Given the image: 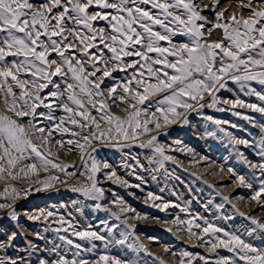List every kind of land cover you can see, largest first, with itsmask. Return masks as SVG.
<instances>
[{
  "label": "snow or ice",
  "instance_id": "snow-or-ice-1",
  "mask_svg": "<svg viewBox=\"0 0 264 264\" xmlns=\"http://www.w3.org/2000/svg\"><path fill=\"white\" fill-rule=\"evenodd\" d=\"M208 7L203 0H0V94L5 112L11 113L0 114V179H29L41 171L53 170L63 173L64 177L51 175L44 180L37 179L34 185L19 191L12 187L10 198L13 201L19 200L21 195L27 198L32 191L42 192L58 183L68 184L69 177H76V171H67L75 169V165L51 158L54 145L59 152L72 153L73 147H65L69 145L79 151L84 169L79 176L88 181L76 183L70 190L84 200L94 201V211L102 210L105 192L98 186L97 174L101 167L109 169L110 165L97 160L93 153L101 146L122 150L129 147L128 141H138L140 148H149L161 157L158 165L163 168L164 162L173 158L165 155L163 146L158 143L162 129L174 124L187 125L189 114L196 112L223 131L220 125L227 122L204 116L202 110L208 107L225 111L217 106L220 103L217 93L222 89L232 91L228 81L236 85L240 93L255 96L260 103H245L236 92H233L234 100L223 103L264 117V0H238L241 15L237 17L232 13L226 19V9L217 10L218 0H211L216 22L210 27L208 17L202 14ZM216 29H221L222 34L211 40ZM93 49L95 51H91ZM116 71L125 73L124 79L106 85L105 78H113L112 73ZM253 83L261 86V90L253 87ZM112 107L125 115L113 114ZM57 109L62 113L58 117ZM92 110L99 115H93ZM232 115L241 116L259 129L258 140L251 144L225 133L232 151L237 152L245 166L259 171V176L253 173L249 178L228 169L242 186L252 188L259 182V190L251 197L252 201H257L264 193V118L257 121L235 111ZM56 134L61 138L55 139ZM65 134L70 136L66 141ZM208 135L215 136V133ZM141 136L146 138L141 140ZM174 143L179 145L181 141ZM237 145L252 147L259 162L245 158L238 152ZM105 176L112 178L115 172H106ZM135 179L140 183L133 185L119 178L117 182L129 188H140L145 183L140 175ZM152 179L155 180V176ZM4 193H9L7 183ZM3 199L7 201L9 196ZM228 199L224 197L225 201ZM157 200L160 203L152 207L161 212L178 206L152 192L147 193L145 203ZM111 202L120 207L122 213L135 212L125 206L123 200ZM104 210L110 219L120 220L116 213ZM0 211H5L15 223V230L0 232V264H139L135 258L108 254L94 260L85 259L84 254L95 253L96 241L101 242L105 252L119 246L137 254H148V248L135 235V225L128 223L150 219L138 213L123 221L124 228L117 235L114 229L118 226H110L107 220L101 219L103 227L99 231L92 230L91 225L80 230L72 221L63 216L57 219L55 213L44 209L34 214L24 213L33 223L45 222L46 225L29 231L19 223V213L13 203H0ZM181 211L186 209L181 208ZM50 218L58 226L47 224ZM154 219L175 225L176 232L171 227L165 231L173 232L177 238L182 226L187 224V229L183 230L187 231L189 239L201 241L196 246L210 245L209 252L216 253V249L223 248L230 253L229 256L216 253V259L211 261L200 256L203 264H264V246L252 242L253 239L264 241V220L244 216L248 224L235 232L205 220L206 226L197 234L192 231L190 220H181L178 216L171 221ZM208 234L211 240H203V235ZM21 236L24 246L16 247L15 242ZM71 237L84 243L75 242ZM37 241L43 242V246ZM9 251H13V255H8ZM164 252H169L167 246ZM177 255L179 264H192L196 259L188 251L172 253L173 257ZM160 264H164L162 259Z\"/></svg>",
  "mask_w": 264,
  "mask_h": 264
},
{
  "label": "rangeland",
  "instance_id": "rangeland-1",
  "mask_svg": "<svg viewBox=\"0 0 264 264\" xmlns=\"http://www.w3.org/2000/svg\"><path fill=\"white\" fill-rule=\"evenodd\" d=\"M203 2L209 4V7L202 14L208 17L210 21L208 26L210 27L211 23L216 22L211 8V0H203ZM237 4L238 0H218L217 10L226 9L225 19L232 13H236L237 17H239L241 12ZM151 11L155 12V10ZM243 14L246 16V11ZM205 34L207 35V33ZM221 34L222 30L216 29L210 39L215 40ZM161 44L163 45V42ZM91 51L95 50L93 49ZM11 59L8 58L9 61ZM124 76L125 73L119 71L113 72V78H105V84L108 86L116 84L122 81ZM228 87L232 91L222 89L217 93L220 100L217 106L225 108V111L218 112L208 107L202 110L204 116H211L215 120L226 121L227 123L220 125L223 131H219L216 125L211 121H205L196 112L189 114V123L187 125L181 126L180 124H174L167 129L161 130L157 137L158 143L163 146L165 155L173 158L165 161L163 168H159L158 165L161 157L153 153L149 148H140L138 141H128L129 147L123 148L122 150H117L114 147H99L98 151L93 153V155L97 160L106 161L110 165L109 169H103L101 167L100 172L97 174L98 186L102 187L105 192V200L101 202L103 204L102 210L94 211V201L84 200L82 196L70 190L76 183L86 184L88 181L86 177L79 176V172L84 171L81 166L79 151L74 146L69 145H65V147H73L72 153L59 152L58 146L54 145L51 156L53 160L59 163L75 165V169H67L69 172H77L76 177L68 178V184L58 183L55 187L41 192L48 193L45 195L37 196L38 192L32 191L27 198L21 195L19 200L13 201L10 198L12 187H15L19 191L21 188H28L29 185H34L37 179L44 180L47 176L51 175H58L61 179H64L63 173L55 170L47 173L41 171L38 176L29 179H0V203H13L19 213V223L29 231L46 226L45 222L33 223L24 215L25 212L34 214L38 209L52 211L56 214L57 219L63 216L66 220L72 221L73 226H78L80 230L91 225L92 230L99 231L103 227L100 221L104 219L108 221L110 226H118L114 229L117 235H119L120 229L124 228L123 221L128 216L138 213L141 216L150 217L146 221H128V223L135 225V235L148 248V254L144 252L137 254L127 249H122L119 246L110 247L105 252L101 242L96 241L95 253L89 252L84 254V258L89 260L98 259L101 254H108L121 258H135L139 261V264H160L161 259L164 261V264H179L180 257L178 255L173 257L172 253H179L182 250L188 251L196 256L192 264H203V261L199 259L200 256L210 261L216 259V253H219L221 256H229L230 253L223 248H218L216 249V253H212L207 251L210 245L196 246L201 241L189 239L187 231L183 230L187 229V224L182 226V230L178 233L179 238H177V235L173 234V232H176L175 225L164 224L162 222L158 223L154 219V217H159L161 221L165 218L171 221L178 216L181 220H190L193 225L192 231L197 234H201V228L206 226L204 225L205 220L226 231L233 232L243 225L248 224L244 216L251 215L264 220V193H261V196L257 198L258 202L251 200V197L259 190V182L253 184L252 188L242 186L236 182V176L230 173L228 169L232 168L237 175L249 178L253 176V173L255 176H259V171L249 169L245 166L237 152L232 151V145L225 135V133H231L237 138L250 141V144L255 143L259 138V129L253 128L241 116L232 115V112L235 111L241 115L251 116L257 121L264 117H261L260 113L251 112L245 108L238 107L232 109L231 105L223 103L224 100H234L236 98L233 92H236L245 103L259 104L260 101L255 96H245L243 93H240L238 87L233 85L231 81H228ZM253 87L258 91L261 90V86L255 83H253ZM15 91L17 96H19V89ZM108 103L111 104V100ZM38 111L47 110L38 109ZM111 111L115 115L122 117L125 115L116 107H112ZM0 114L11 115V113L5 112L2 94H0ZM55 114L58 117L62 113L57 109ZM92 114L99 115L94 110H92ZM233 124L238 125V127H231ZM212 132L215 133V136L208 135V133ZM60 138L61 136L59 134L55 135V139ZM69 138L70 136L68 134L63 136L65 141ZM145 138L141 136L139 139L143 140ZM177 140L181 141V144H175L174 141ZM236 148L238 152L244 154L245 158L254 163L259 162V158L256 156V152L252 147L245 148L243 145H237ZM43 150L47 151V148ZM87 151H91V149H87ZM30 162L25 161L24 163ZM112 171L115 172V176L107 178L105 173ZM136 175L142 176L145 180V183L140 188L125 187L117 182V178H119L120 180H126L129 184H139L140 181L135 179ZM153 176H155V180L152 179ZM6 183L9 187L8 194L4 193ZM209 185H212V187H209ZM148 192H152L156 196H161L164 201L178 206H170L161 212L158 208L152 207L153 204H159V200L145 203ZM5 195L9 196L7 201L3 199ZM224 197H228L229 199L225 201ZM114 199L123 200L124 205L134 209L135 212L122 213L120 207L111 202ZM73 200L78 202L82 201V203L73 205ZM181 208H185L186 211H181ZM104 209L119 215L120 220H116L115 218L110 219ZM240 213H243L244 216H241ZM196 217H200V219L197 220ZM225 217H230V219H224ZM47 224L52 227L58 226L52 222L51 218ZM197 224L201 227L197 228L195 226ZM168 227H171L173 232L165 231V228ZM3 230H15V223L7 217L5 211H0V232ZM48 235L51 237V233ZM216 235L220 236L221 234L217 233ZM71 239L78 243H84L76 237H71ZM203 240L210 241L211 234L203 235ZM252 242L256 246H264V241L253 239ZM37 243L43 246V242L37 241ZM15 245L16 247L24 246L22 236L17 239ZM87 246L85 243V247ZM165 246L169 248L168 253L164 252ZM8 255H13V251H9ZM187 259L185 258V260Z\"/></svg>",
  "mask_w": 264,
  "mask_h": 264
},
{
  "label": "bare ground",
  "instance_id": "bare-ground-1",
  "mask_svg": "<svg viewBox=\"0 0 264 264\" xmlns=\"http://www.w3.org/2000/svg\"><path fill=\"white\" fill-rule=\"evenodd\" d=\"M36 193H37V192H36ZM36 193H35V194H36ZM45 194H48V193H41V192H40V194H39V192H38V195H37V196H39V195H45Z\"/></svg>",
  "mask_w": 264,
  "mask_h": 264
}]
</instances>
